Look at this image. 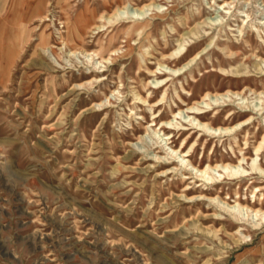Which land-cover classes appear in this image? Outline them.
<instances>
[{
  "label": "rangeland",
  "instance_id": "1",
  "mask_svg": "<svg viewBox=\"0 0 264 264\" xmlns=\"http://www.w3.org/2000/svg\"><path fill=\"white\" fill-rule=\"evenodd\" d=\"M148 4L142 20L113 16L117 7ZM229 44L237 61L224 68L244 64L249 80L220 75L219 53ZM103 58L113 61L97 64ZM263 59L264 0H0V264H264V223L257 231L250 223L229 229H243L236 245L215 232L233 217L209 201L220 192L233 206L236 191L251 200V186L264 178L221 179L210 193L165 150L188 151L204 135L187 157L195 166L221 159L237 166L245 153L241 168L264 167V148L254 151L264 135ZM229 87L243 93L210 97L200 112L214 126L253 115L247 145L248 128L214 137L188 124L199 120L187 110L195 100ZM165 88L166 100L150 109ZM93 104L102 106L84 111ZM179 110L181 129L197 132L186 143L183 130L165 124ZM168 133L173 138L162 141Z\"/></svg>",
  "mask_w": 264,
  "mask_h": 264
},
{
  "label": "bare ground",
  "instance_id": "2",
  "mask_svg": "<svg viewBox=\"0 0 264 264\" xmlns=\"http://www.w3.org/2000/svg\"><path fill=\"white\" fill-rule=\"evenodd\" d=\"M226 2H224L225 4ZM224 4L220 5L219 8H224ZM151 6V4L148 5H143L142 7H136L134 9L133 12H128L127 11V6H124L123 8H119L117 7L114 10V14L113 16H115L116 18H120V19H133L136 21L142 20L146 14V9L149 8ZM129 10V9H128ZM244 17V16H242ZM112 18V17H111ZM244 22V20H243ZM261 24V23H260ZM135 31H139V29L143 30V28L141 27V25H139V27H134ZM257 31L259 30L258 28L256 29ZM200 40H198L196 42V44H199ZM65 45V44H64ZM190 47L192 45H189ZM183 44H179L178 48L175 49L171 54L170 57H174L177 54H179L181 52V50L183 49ZM189 47V48H190ZM236 46L234 44H229L226 45L222 51V53L220 54V60L217 63L218 67L221 70L220 75L226 77L228 74H232L233 78H245V80H249V74L250 71L248 69V67H246L244 64L242 66L236 67L235 69L232 70H227L224 68V66L226 65H230L232 66L233 63H235L237 61V58H232V54L231 51L233 48H235ZM46 51V50H45ZM188 52V49H187ZM114 53H118V50L115 51ZM72 54H74V52H72ZM218 54V53H217ZM218 54V55H219ZM93 54H86V57H88V61H91ZM200 55V53H197L195 56H193L186 64H184L182 67L180 68H170V74L171 75H176L177 73H179V71L183 70L185 67L189 66L190 64H192ZM108 61L112 62L113 59L110 58H106V59H102L100 61L97 62V64L100 63H107ZM175 63L177 61H174ZM262 62L264 63V59L262 60ZM159 66H163V64H159ZM215 65H212V67L214 68ZM160 70V68H159ZM260 72H263L264 70L260 67L258 69ZM232 79V78H231ZM92 82L97 83V80H93ZM169 82L164 83L163 85H161L160 88H164L167 87ZM81 85H77L74 88H79ZM190 86L189 83H187L186 85L182 84L181 88L183 91H185L188 87ZM250 92H254V90L249 89ZM115 91V90H114ZM168 89H164L161 98L154 103V105L150 106V109L153 106H157L160 107L162 105V102L166 100L167 98V92ZM242 92H239L238 90H234L232 87H229V89H227L224 93L220 92L219 90H215L214 93L207 91L204 95L201 96L200 100H195V103H193V105L189 106L187 108L188 111H196L199 120H196V118H192L191 120L188 121V124H190L191 126H193L192 128H197L198 132L202 131L205 133H210L211 136H225V135H230L232 136V133L235 136L236 134L239 135L240 133H244V130L248 127H251L254 125V116H249L248 118H246L244 121L234 125V126H226L225 124H223L222 126L218 125V126H214L215 121L214 120H207V115L206 113H202L200 112V110H202L203 108H206L205 106L202 105H206L207 108H209L212 103L211 102H207V100L210 97H215L216 99L219 98H224L225 96H240ZM262 94H264V91L262 92ZM135 99L138 100V102H140L141 104H148V100L147 98H143L142 96H140L139 93L135 92L134 94ZM176 96L178 98H181V95L179 93H176ZM102 104H93L91 107L84 109V111H89V110H94L96 107H101ZM227 107H224L223 109H225ZM102 111L105 110V108L101 109ZM97 113V110H95ZM100 111V110H98ZM199 112V113H198ZM211 112L213 113H218V111H216V107L213 108L211 110ZM246 112V111H245ZM250 112V111H249ZM83 113V112H82ZM182 114V112L179 110L177 114H174V120H169L166 121L165 124L170 127L173 128L175 130H183V132L181 133L180 137L185 136V138L182 140L183 143H186L190 140H192V138L195 136V134L197 132H193L190 133L191 129H181L184 128V124L180 122H177V120L175 118L180 117ZM247 113H242L240 114L241 116L246 115ZM99 115V114H98ZM233 115H230L229 117L231 118ZM181 118V117H180ZM197 121V122H195ZM154 122V121H153ZM151 122V124L148 126L149 128L155 126L154 123ZM264 127L261 126L259 128V131H263ZM154 135L155 133H157V131H153ZM171 133L168 134H163L164 138L162 139V141H170L173 137L170 136ZM250 129L248 128L246 130V134L244 136V144L247 145V141H248V135H250ZM258 135V133H253V138H256V136ZM202 135L200 138H197L194 143L190 146L188 151H183V150H176L173 149L171 147H169L168 149H165L164 147L162 149H165L167 151L166 156H168L167 159L171 160V164L176 163V166H179V170L182 171V175L188 174L191 175L192 177L190 178H196V180H200L202 181L204 184H210L211 186V190L210 193L214 191V187L220 182L221 179H226V178H240V181L245 179V180H249L254 178V175H259L260 179L264 178V167L259 164L256 165L255 163H253L251 165L250 168V172H248L249 170H246L245 168H241L242 166V162L246 159V155L245 153H243L241 155V158L239 159V164L237 166H233V164H231V162H225L224 159H221L219 161V163H217L215 166H212L210 164H207L205 168H199V166H195L190 160H187V157L190 156L189 152L191 150L195 151L197 147H195L196 144H199L202 139H203ZM182 143V144H183ZM236 147L238 148L239 152L241 153L243 149H241L240 145L238 142L235 143ZM165 146H168L169 143H165ZM157 148H159V146H157ZM161 148V147H160ZM264 148V135L261 137V141L256 144V146H254V151L255 154L258 156L260 154V152L262 151V149ZM152 158H155L157 160L160 159V157L157 156H153ZM168 163V164H170ZM159 166L163 167V164H160ZM219 169H221V172L219 171ZM178 170V169H177ZM170 173V170H167L163 173ZM189 177H184L182 179H190ZM257 180H259L258 178H256ZM252 187V191H251V200L249 199H241V197L239 196V191L235 192V200L234 203L235 205L231 206L229 205V203L225 200L226 198H221L220 196V192H218L217 196L214 198H209L210 203H215L216 206L218 208H220L221 210H223L224 212L230 214V216L233 217L232 220H228L226 223V226L222 227L221 230L217 229L215 230V232H224L227 233L229 236H231L234 239V243L237 245L239 242H241V238L244 240L245 237L241 234L242 230H236L235 233H229V229H233L236 225H238V227H244L246 226V224L252 225L251 227H253L254 231L257 230H261L262 228H260L259 226L264 223V203L263 200L264 198L262 197L263 194H260L263 190H264V185H255V186H251ZM250 187V188H251ZM188 189L184 190L185 192ZM184 197L185 200H187L188 202L191 201H202L205 200V197L202 196V194H200L198 197H187V194L182 195ZM236 207H238L240 210V212H244L242 214V216L238 215L236 212ZM200 213V211L197 209L196 213L193 214L192 211H190V215H194V216H198ZM177 217V216H176ZM203 218L205 216H202ZM183 220H186V216H182ZM219 223H222L221 221H219ZM233 231V230H232ZM239 234V238L236 237V235ZM235 237L237 239H235Z\"/></svg>",
  "mask_w": 264,
  "mask_h": 264
},
{
  "label": "crops",
  "instance_id": "3",
  "mask_svg": "<svg viewBox=\"0 0 264 264\" xmlns=\"http://www.w3.org/2000/svg\"><path fill=\"white\" fill-rule=\"evenodd\" d=\"M3 64V63H2Z\"/></svg>",
  "mask_w": 264,
  "mask_h": 264
}]
</instances>
